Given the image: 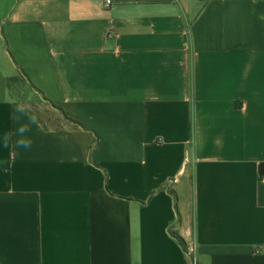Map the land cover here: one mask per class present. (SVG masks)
<instances>
[{"label": "crops", "instance_id": "crops-1", "mask_svg": "<svg viewBox=\"0 0 264 264\" xmlns=\"http://www.w3.org/2000/svg\"><path fill=\"white\" fill-rule=\"evenodd\" d=\"M105 1L0 0V264H264V0Z\"/></svg>", "mask_w": 264, "mask_h": 264}, {"label": "clouds", "instance_id": "clouds-1", "mask_svg": "<svg viewBox=\"0 0 264 264\" xmlns=\"http://www.w3.org/2000/svg\"><path fill=\"white\" fill-rule=\"evenodd\" d=\"M17 115L14 117L17 128L14 130L13 146L16 149L29 150L32 148L33 140L30 136L32 127L40 128V121L36 115H28V109L24 104L17 105L15 109ZM27 115V120L21 122L24 116ZM9 137L4 136V147H8Z\"/></svg>", "mask_w": 264, "mask_h": 264}, {"label": "rangeland", "instance_id": "rangeland-1", "mask_svg": "<svg viewBox=\"0 0 264 264\" xmlns=\"http://www.w3.org/2000/svg\"><path fill=\"white\" fill-rule=\"evenodd\" d=\"M28 97V96H26ZM30 104L36 108H38L42 113L44 114H50V117H52V115L54 113H50V107L46 104H44L36 95H34V99L33 98H30ZM62 109L65 111L64 113L67 115V116H70L69 114V110L65 107H62Z\"/></svg>", "mask_w": 264, "mask_h": 264}, {"label": "built area", "instance_id": "built-area-1", "mask_svg": "<svg viewBox=\"0 0 264 264\" xmlns=\"http://www.w3.org/2000/svg\"><path fill=\"white\" fill-rule=\"evenodd\" d=\"M202 1H205V0H202ZM105 4H106V5H109V4H110V1H109V0H106V1H105ZM192 252H193L192 249H191V250H190V249L187 250V253H188V254H192ZM192 264H195V262H194L193 260H192Z\"/></svg>", "mask_w": 264, "mask_h": 264}, {"label": "trees", "instance_id": "trees-1", "mask_svg": "<svg viewBox=\"0 0 264 264\" xmlns=\"http://www.w3.org/2000/svg\"><path fill=\"white\" fill-rule=\"evenodd\" d=\"M175 238H176L177 241H179L181 243L183 248H185V245H184L183 241L178 236H175Z\"/></svg>", "mask_w": 264, "mask_h": 264}]
</instances>
